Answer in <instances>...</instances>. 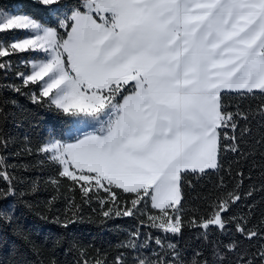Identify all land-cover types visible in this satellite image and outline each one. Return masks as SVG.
Masks as SVG:
<instances>
[{
    "label": "snow or ice",
    "instance_id": "snow-or-ice-1",
    "mask_svg": "<svg viewBox=\"0 0 264 264\" xmlns=\"http://www.w3.org/2000/svg\"><path fill=\"white\" fill-rule=\"evenodd\" d=\"M38 3L55 13L59 0ZM59 29L66 31L26 14L0 11V33H28L0 40V58L24 53L38 57L21 61L30 64V72L16 73L24 86L39 89L32 93L33 101L54 106L93 129L84 132L77 127L80 135L74 141L52 139L41 151L51 154L49 159L60 166L58 176L73 181L83 198L90 200V193L97 195L102 189L115 202V189H122L130 196L115 215L139 213L151 227L182 235L186 178L199 179L206 170H219L222 154L239 152L240 142L251 136L247 126L236 135L238 120L247 122L249 117L239 106L230 111L225 97H254L257 92L264 97V0H82L59 18ZM8 67L10 62H0V70ZM258 115L260 139L255 144L264 145V102ZM7 143L0 137V146ZM0 179L7 184L0 189V198L15 194L6 171H0ZM220 184L224 185L223 178ZM241 186L242 180L218 197L211 216L199 222L193 217L192 223L203 230L215 226L223 234L234 222L242 239L264 236L249 226L247 217L222 216L242 199ZM245 195L251 197L253 192ZM149 203L159 215L149 212ZM109 215L110 211L103 212ZM57 222L67 228L75 220L66 217ZM139 235L138 230L131 233ZM203 239L212 246L214 264H264V245L252 250L231 240L221 248L212 244L207 231ZM154 242L160 251L134 256L132 264H210L202 250L188 260L177 243H165L160 237ZM148 246L147 241L138 244L131 238L121 245L135 252ZM69 248L84 255L75 238ZM229 254L234 261H228ZM95 264L108 262L97 259ZM113 264H127L124 254H118Z\"/></svg>",
    "mask_w": 264,
    "mask_h": 264
},
{
    "label": "trees",
    "instance_id": "trees-1",
    "mask_svg": "<svg viewBox=\"0 0 264 264\" xmlns=\"http://www.w3.org/2000/svg\"><path fill=\"white\" fill-rule=\"evenodd\" d=\"M81 2L59 0L54 13L38 0H0V11L26 14L45 26L63 32L66 30L59 29V18L70 14L71 8ZM24 34V30L8 31L0 33V40L10 41ZM25 58L38 57L24 53L0 58V62H10V67L0 70V137L8 140L6 147L0 146V171L7 172L15 193L0 198V264H53V261L55 264H81L82 260L95 264L97 259H106L108 264H113L120 253L124 254L127 264H132L134 256L160 251L154 242L155 237H160L165 243H177L188 260L197 249L202 250L210 264H214L212 246L203 239L205 231L212 244L221 248L231 240L238 241L242 248L252 250L264 245V236L251 241L242 239L235 231L234 222L228 224V231L223 234L215 226L203 230L192 223L193 217L199 222L201 217L211 216L212 205L219 203L218 197L232 191L242 180V186L238 189L242 199L222 216L224 219L233 214L247 217L251 221L250 227L264 233V191L261 190L264 188V145L255 144L260 139L258 112L264 97L258 92L254 97L241 98L235 94L225 97L230 111H236L239 106L249 117L247 122L238 120L236 135L239 137V129L247 126L251 128V136H245L244 141L240 142L239 152L222 154L219 170H206L207 174L199 179L193 176L186 178L182 188V235L173 236L151 227L147 218L139 213L134 217L115 215L117 210H123L130 196L122 189H115L118 197L115 202L102 189L97 195L90 193L92 198L87 200L73 181L58 176L60 166L54 164L49 159L51 154L45 155L41 148L51 139L65 142L74 140L68 138V130L73 126L74 119L55 110L54 106L50 108L46 103L33 101L32 93L38 94L39 89L24 86L16 75L17 72L30 71L29 64L21 63ZM13 86L19 87L20 91H15ZM238 172H242L243 176H238ZM221 178L223 186L220 184ZM53 179L60 181L58 186L50 182ZM6 188V182L0 179V189ZM249 191L253 192L251 197L245 195ZM101 200L106 202L102 204ZM249 205H253L251 211ZM148 210L153 215L160 214L158 209H151L150 203ZM104 211H110L109 217L103 216ZM66 217L75 220L67 228L57 222V218L63 222ZM142 219L145 220L144 224L140 223ZM137 230L140 235L132 237L131 233ZM73 238L81 242L84 255L78 248L70 250L69 243ZM130 238L138 244L147 241L149 246L141 248L139 252L121 247ZM58 239L62 241L60 244L56 243ZM228 261H234L233 254H229Z\"/></svg>",
    "mask_w": 264,
    "mask_h": 264
},
{
    "label": "rangeland",
    "instance_id": "rangeland-1",
    "mask_svg": "<svg viewBox=\"0 0 264 264\" xmlns=\"http://www.w3.org/2000/svg\"><path fill=\"white\" fill-rule=\"evenodd\" d=\"M7 12H10V11H7ZM12 13V12H11ZM14 14V13H13ZM25 31V34H24V36L25 35H27L28 33H27V31L26 30H24ZM29 66H30V64H29ZM30 71H31V66H30ZM29 71V72H30ZM77 127H80V129H81V131H84V132H87V131H92L93 129H92V127H84V126H82L81 124H79L77 121H75L74 120V122H73V126L70 128V129H72V131L70 132L69 130H68V138H70L71 137V139H73V138H75L76 136H79L80 135V132H77V131H75V128H77ZM52 140V139H51ZM50 141V140H49ZM48 141V142H49ZM47 142V143H48ZM68 142V141H67ZM46 143V144H47Z\"/></svg>",
    "mask_w": 264,
    "mask_h": 264
},
{
    "label": "crops",
    "instance_id": "crops-1",
    "mask_svg": "<svg viewBox=\"0 0 264 264\" xmlns=\"http://www.w3.org/2000/svg\"><path fill=\"white\" fill-rule=\"evenodd\" d=\"M72 141H74V140H72ZM68 142H70V141H68Z\"/></svg>",
    "mask_w": 264,
    "mask_h": 264
}]
</instances>
